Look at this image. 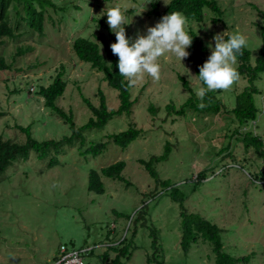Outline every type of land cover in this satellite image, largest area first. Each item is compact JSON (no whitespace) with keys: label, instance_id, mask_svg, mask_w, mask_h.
<instances>
[{"label":"rangeland","instance_id":"rangeland-1","mask_svg":"<svg viewBox=\"0 0 264 264\" xmlns=\"http://www.w3.org/2000/svg\"><path fill=\"white\" fill-rule=\"evenodd\" d=\"M155 1L163 11L170 0H52L57 8L65 9L48 10L46 16L51 19H45L43 36L21 23L10 7V26L15 28L17 22L20 26L18 37L5 39L0 47V55L10 66L0 73L2 138L24 144L25 135L18 126L30 127L38 142H60L71 136L70 125L45 107L38 95L40 86L51 84L58 72L63 73L67 86L55 104L72 115L75 129L92 117L84 100L97 107L99 91L109 111L118 109V92L107 86L102 73L77 59L72 44L76 38H85L101 49V40L110 42L108 34H115L106 12L116 5L128 9L125 22L129 24L124 27L134 40L160 20L148 14ZM216 1L223 12L218 19L205 10L202 22L189 21V29L206 46L205 59L211 54L208 44L214 47L215 34L239 31L247 37L246 48L253 62L261 46L264 0ZM102 18L105 26L101 27ZM213 19L219 22L213 23ZM27 47L32 51L16 54ZM160 63L158 81L144 73L131 87L134 103L129 116H114L103 128L86 130L72 145L53 147L42 158L31 151L27 160L15 161L1 175L0 264H52L61 246L67 251L88 249L83 254L84 264H104L101 255L107 246L123 239L129 243L134 231L130 259L124 264H148V257L163 260V264H214L212 245L202 238L191 244L186 254L182 251L179 204L171 199L169 188L156 183L139 162L162 155L166 144V160L153 166L158 180H168L183 194L187 213L222 229L225 253L236 258L251 255L250 264H264V180L259 174L264 170V158L253 148L246 149L241 141L249 132L264 143V79L255 82L260 90L255 96L257 119L240 126L231 110L236 95L248 86L245 79L240 78L227 90H218L223 103L219 114L187 110L177 116L167 114L166 105L178 110L190 96L178 77L188 82L195 95L201 85L194 77V66L185 59L181 63L167 53ZM130 126L141 132L125 149L109 141L111 135ZM100 143H106L100 154L86 151ZM51 159L57 163L48 167ZM118 161L125 162L121 174L125 182L101 177L104 192H89V172H100ZM199 173L203 180L196 179ZM151 230L157 232L159 256L153 255ZM109 253L113 259L115 254Z\"/></svg>","mask_w":264,"mask_h":264},{"label":"trees","instance_id":"trees-1","mask_svg":"<svg viewBox=\"0 0 264 264\" xmlns=\"http://www.w3.org/2000/svg\"><path fill=\"white\" fill-rule=\"evenodd\" d=\"M10 7L14 10L17 19H19L21 23H24L29 30L37 33L39 36H43L45 19L48 17L51 19L50 16H46L48 10L53 9L54 11H64L65 9L63 7L57 8L52 0H0V47L4 45L5 39L14 40L18 37L16 31L20 26V22L16 23L15 28L10 26ZM205 10H209L215 14V18L217 19L223 14L216 0H170L163 11L159 10V4L155 1L152 2L148 14L157 16V18L160 19L162 16L169 14L170 12L181 11L188 17L189 21L200 23L204 20ZM217 19H213V23H218L219 21ZM99 25L101 27L105 26L103 18L100 20ZM189 34L193 36V43L192 46L187 49L190 56L185 60L194 66V73L198 76L199 66L206 61L205 55L207 50L203 41L193 30L189 29ZM108 36L110 42L101 40L104 54L101 52L99 44L85 38H76L72 44V50L78 60L88 63L91 69L102 73L103 81L106 82L107 86L118 92L120 103L118 109L109 111L107 109L105 96L99 91V104L97 107H94L88 100H84L92 117L84 126L75 129L72 115L66 114L55 104L56 100L63 95L67 86L66 81L63 78V73L58 72L51 84L46 87L40 86L38 95L43 99L45 107L51 109L55 114L61 117L65 123L70 125V129L72 130L71 136L64 138L60 142H38L32 137L30 127L23 128L18 126V129L25 135V143L20 145L10 140H4L0 135V177L15 161L27 160L31 151H34L38 154L39 158H42L45 153L53 147L57 149L59 146L72 145L73 142L82 137V133L86 130L103 128L114 116H120L123 114L129 116L131 114L134 103L131 101L130 96L131 87H129L127 81L119 75L118 68L116 67L118 57L112 54L110 48V45L116 42V38L113 34H108ZM260 38L261 46L259 47L253 62H251V53L247 48L243 50L244 54L242 56H238V72L240 78L245 79L248 83V86L236 95L235 104L231 110L234 120L240 126L255 121L258 115V109L255 105V96L260 94V90L255 85V82L259 79H264V24L260 28ZM225 39H227V36H225ZM31 51L32 49L27 47L22 50L19 49L16 54L22 55L23 53ZM108 63H111L112 66L110 67ZM9 67L10 66L6 63L5 59L0 55V73L8 70ZM178 80L181 82L182 87L189 92L190 96L178 110H175L174 106L171 104L166 105L165 111L167 114L174 112L177 116H183L187 110H190L198 114L217 115L222 111L223 103L217 96L219 92L218 90L207 94L205 99L207 106L201 109L198 107L200 101L190 88L188 82L182 77H178ZM199 83L201 85L200 80ZM150 110L151 112H154L152 108H150ZM3 115L4 114L0 112V118ZM140 132L141 131L134 126H130L123 132L111 135L109 141L114 145L125 149L130 143L138 138ZM235 134L239 135V130H235ZM241 141L246 149L253 148L254 153L258 157L264 158V143L259 137L253 136L249 132H245L241 136ZM105 147L106 143H100L89 147L86 151L96 156L100 154ZM168 153L169 148L168 144H166L165 151L162 155L153 157L148 162L143 160H140L139 162L144 166L145 170L149 173V176L154 179L156 183L160 182L164 188H169L171 199L179 204L181 209L180 217L182 228L180 246L182 251L186 254L190 249V245L196 243L198 238H202L203 240L210 242L212 245V252L215 255L214 264H250L251 255L236 258L225 253L223 251L221 240L222 229L197 214L187 213L183 205V194L180 193L176 187L172 186L168 180H158L157 173L153 166L158 162L166 160ZM56 163L57 161L55 159H51L48 167H52ZM124 168L125 162L118 161L102 168L100 172L91 170L88 175L87 190L89 192L102 194L104 188L103 183L101 182V177L125 182L124 178L121 176ZM259 174L261 179L264 180V170L260 171ZM202 176L203 174L199 173L196 179L198 178V181L201 179L203 180L204 178ZM127 184L128 183H126V185ZM135 234L136 232L134 231L129 243H126V239H123L116 245L111 244L107 246L106 251L101 255L102 262L104 264H124V261H127L126 259L129 260V250L131 245H133ZM150 237L152 238L151 246L154 251L153 255L159 256L157 232L151 230ZM109 252L115 254L113 259H109ZM147 263L163 264V260H158L156 262L148 257Z\"/></svg>","mask_w":264,"mask_h":264},{"label":"clouds","instance_id":"clouds-1","mask_svg":"<svg viewBox=\"0 0 264 264\" xmlns=\"http://www.w3.org/2000/svg\"><path fill=\"white\" fill-rule=\"evenodd\" d=\"M146 6L142 7L140 14ZM127 12V8L116 5L108 8L106 15L109 28L116 37V42L110 45L112 54L118 57L116 67L129 87L135 86L144 73L158 81L161 76L160 58L165 54H174L181 63L190 56L187 49L192 46L193 36L189 34L190 22L183 12L173 11L162 16L154 26L146 28L145 34H137L134 40L127 36L124 27L129 24L125 22ZM212 40L214 47L212 43L208 44L211 54L199 66V75L194 76L201 81L196 91L201 109L207 106L205 99L209 92L227 90L240 79L238 56H242L248 46L247 37L239 31L217 33ZM108 65L112 66L111 63Z\"/></svg>","mask_w":264,"mask_h":264},{"label":"built area","instance_id":"built-area-1","mask_svg":"<svg viewBox=\"0 0 264 264\" xmlns=\"http://www.w3.org/2000/svg\"><path fill=\"white\" fill-rule=\"evenodd\" d=\"M88 249L67 251L64 246L60 247L59 255L52 264H84L83 254Z\"/></svg>","mask_w":264,"mask_h":264}]
</instances>
